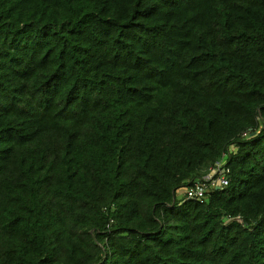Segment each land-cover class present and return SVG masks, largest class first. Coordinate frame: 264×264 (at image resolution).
I'll return each mask as SVG.
<instances>
[{
  "label": "trees",
  "instance_id": "1",
  "mask_svg": "<svg viewBox=\"0 0 264 264\" xmlns=\"http://www.w3.org/2000/svg\"><path fill=\"white\" fill-rule=\"evenodd\" d=\"M0 264H264V0H0Z\"/></svg>",
  "mask_w": 264,
  "mask_h": 264
},
{
  "label": "built area",
  "instance_id": "2",
  "mask_svg": "<svg viewBox=\"0 0 264 264\" xmlns=\"http://www.w3.org/2000/svg\"><path fill=\"white\" fill-rule=\"evenodd\" d=\"M228 169H222L220 164L210 170L207 176L198 180L187 189V197L201 200L208 186H222L227 184L226 174Z\"/></svg>",
  "mask_w": 264,
  "mask_h": 264
},
{
  "label": "rangeland",
  "instance_id": "3",
  "mask_svg": "<svg viewBox=\"0 0 264 264\" xmlns=\"http://www.w3.org/2000/svg\"><path fill=\"white\" fill-rule=\"evenodd\" d=\"M184 192H185V188L183 187V188H180V189H178L177 191H176V196H182L183 194H184Z\"/></svg>",
  "mask_w": 264,
  "mask_h": 264
},
{
  "label": "water",
  "instance_id": "4",
  "mask_svg": "<svg viewBox=\"0 0 264 264\" xmlns=\"http://www.w3.org/2000/svg\"><path fill=\"white\" fill-rule=\"evenodd\" d=\"M219 186H216V188L218 189Z\"/></svg>",
  "mask_w": 264,
  "mask_h": 264
}]
</instances>
